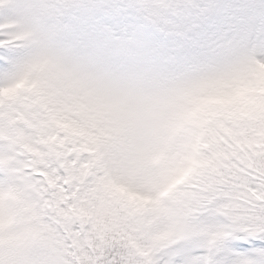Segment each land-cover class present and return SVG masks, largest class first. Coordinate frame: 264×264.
Returning a JSON list of instances; mask_svg holds the SVG:
<instances>
[{
	"label": "snow or ice",
	"instance_id": "1",
	"mask_svg": "<svg viewBox=\"0 0 264 264\" xmlns=\"http://www.w3.org/2000/svg\"><path fill=\"white\" fill-rule=\"evenodd\" d=\"M0 264H264V0H0Z\"/></svg>",
	"mask_w": 264,
	"mask_h": 264
}]
</instances>
